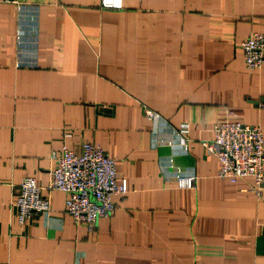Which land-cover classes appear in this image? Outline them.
Masks as SVG:
<instances>
[{
	"label": "crops",
	"instance_id": "obj_1",
	"mask_svg": "<svg viewBox=\"0 0 264 264\" xmlns=\"http://www.w3.org/2000/svg\"><path fill=\"white\" fill-rule=\"evenodd\" d=\"M102 1L0 0V264H264L252 180L217 178L202 146L225 121L264 136V65L239 48L264 33V0ZM85 143L127 182L113 215L89 233L54 191L20 226V182L45 187L52 153Z\"/></svg>",
	"mask_w": 264,
	"mask_h": 264
},
{
	"label": "built area",
	"instance_id": "obj_2",
	"mask_svg": "<svg viewBox=\"0 0 264 264\" xmlns=\"http://www.w3.org/2000/svg\"><path fill=\"white\" fill-rule=\"evenodd\" d=\"M105 7H120V0H103ZM245 68L259 71L264 65V33H250L240 44ZM148 121L159 118L146 110ZM213 138L202 144L204 150L214 156L219 164L217 178L235 184L250 178L248 191L264 204V136L258 125H244L225 121L211 130ZM188 127L179 129L187 135ZM184 150L186 145H183ZM53 168L45 187H40L31 177L24 178L17 186L12 207L17 222L24 226L35 214L50 212L51 192L66 196L65 213L75 224L83 223L89 233L95 231L100 219L110 218L116 203L123 201L129 192L126 180L117 181L115 162L94 143H85L78 153L62 145L51 156ZM180 189H194L195 177L175 176Z\"/></svg>",
	"mask_w": 264,
	"mask_h": 264
}]
</instances>
